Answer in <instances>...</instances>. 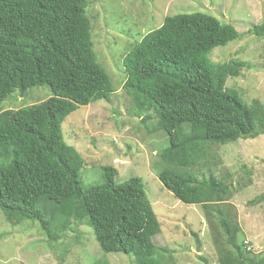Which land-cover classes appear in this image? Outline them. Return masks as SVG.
<instances>
[{
	"label": "trees",
	"instance_id": "trees-1",
	"mask_svg": "<svg viewBox=\"0 0 264 264\" xmlns=\"http://www.w3.org/2000/svg\"><path fill=\"white\" fill-rule=\"evenodd\" d=\"M87 5L0 0V102L33 86L51 92L42 101L0 110V209L11 223L38 222L48 242L82 221L105 253L129 255L134 264H172L152 242L160 224L142 179L115 183L117 169L104 165L102 182L84 189L78 175L84 159L63 140L61 123L69 113L113 92L93 49ZM251 30L264 40V19ZM238 35L232 24L204 12L166 15L124 55L123 87L143 123L155 117L146 125L150 132L166 134L158 179L179 201L200 205L218 264H264V254L239 240L231 183L195 170L210 163L213 145L264 135V105L244 103L225 86L249 63L209 56ZM159 250L170 256L167 247Z\"/></svg>",
	"mask_w": 264,
	"mask_h": 264
},
{
	"label": "rangeland",
	"instance_id": "rangeland-1",
	"mask_svg": "<svg viewBox=\"0 0 264 264\" xmlns=\"http://www.w3.org/2000/svg\"><path fill=\"white\" fill-rule=\"evenodd\" d=\"M200 11L232 24L238 38L215 47L214 62L239 59L249 63L237 76H228L227 88L242 102L264 105V40L251 28L264 19V0H88L86 13L96 59L112 82L109 99L80 105L61 123L63 140L73 145L84 159L78 171L85 189L103 180L102 166L117 169L113 180L121 183L140 177L160 232L152 242L172 264H218L210 228L197 204H185L158 179L162 168L159 151L167 144L162 130L150 132L155 117L142 122L123 87L122 60L131 46L148 30L159 26L166 15ZM47 85L33 86L23 94L12 92L0 102V110L19 108L50 96ZM148 125L149 127H147ZM210 163L195 170H209L232 185L229 199L235 205L241 231L239 240L253 253L264 254V135L215 144L209 150ZM208 166V170L207 167ZM195 233L199 240L196 244ZM162 247L170 249V256ZM157 253V251H156ZM157 255V254H156ZM0 264H134L120 252H103L91 227L74 221L56 241L48 242L38 222L23 219L9 222L0 209Z\"/></svg>",
	"mask_w": 264,
	"mask_h": 264
}]
</instances>
